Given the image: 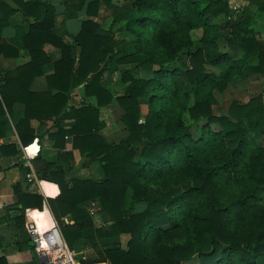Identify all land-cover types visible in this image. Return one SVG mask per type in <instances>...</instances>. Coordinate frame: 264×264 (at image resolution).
<instances>
[{"label": "trees", "instance_id": "obj_1", "mask_svg": "<svg viewBox=\"0 0 264 264\" xmlns=\"http://www.w3.org/2000/svg\"><path fill=\"white\" fill-rule=\"evenodd\" d=\"M124 2L119 6L114 0H65L68 18H75L84 8L89 17H97L103 4L113 12L104 30L93 20L83 21L74 38L81 47L77 69L75 48L59 40L63 58L48 78L50 91L57 87L53 82L83 81L86 94L95 96L96 105L74 113V148L91 161L99 160L105 173L100 180L71 183L61 169L54 174L39 173L40 180L60 185L59 199L76 222L63 231L66 242L73 248L82 235L97 239L105 264H264V207L252 203L264 186V147H256L245 159L247 135H264V96L259 94L246 104L233 101L227 114H217L213 92L222 93L229 84L264 74V41L250 34L251 21L232 17L229 0ZM254 3L264 11V0ZM18 4L26 14L35 15L32 37L45 35L36 47L30 46L32 81L45 62L37 61L41 54L37 49L56 41L51 33L54 9L41 0ZM0 9L4 13L1 51L2 29L14 10L1 0ZM220 16L227 20L210 22V17ZM196 29H203L204 35L194 50L191 32ZM119 32L131 39L119 38ZM221 38L231 47L239 46L243 55L231 59L219 49ZM182 53L190 63L184 75L170 65ZM253 57L258 64L249 63ZM121 65H129L121 72L126 86L122 95L114 97L101 81L109 69ZM23 69L15 74L0 69V81H18L17 74H23ZM143 72L149 76H141ZM8 89L0 85L2 117L3 105L11 106ZM55 99L56 103L67 101L64 94ZM115 104L124 111L121 120L128 134L109 143L99 134L106 127L99 116L101 108ZM184 113H189V125L183 120ZM194 127L199 129L198 137L192 134ZM165 179L168 183L162 186ZM151 183H160V188H148ZM92 200L102 206L105 225L101 228L94 227L92 216L80 207ZM43 201L38 195L22 197L24 208L8 210L0 223L16 220L22 227L25 209L42 208ZM124 234L130 236L125 248ZM177 237L182 241H175ZM0 264H7L6 259L1 258Z\"/></svg>", "mask_w": 264, "mask_h": 264}, {"label": "crops", "instance_id": "obj_2", "mask_svg": "<svg viewBox=\"0 0 264 264\" xmlns=\"http://www.w3.org/2000/svg\"><path fill=\"white\" fill-rule=\"evenodd\" d=\"M32 1L35 0H1V3L14 10V13L9 16L8 25L2 29L4 45L0 51V69L13 74L24 67L25 69L23 74H17L20 81H0L1 86L9 88L8 100L11 103L10 108L3 105L4 117L0 116V220L6 216L8 210H22L24 207L20 199L26 195L41 196L44 203L42 208L34 206L25 209L22 227L18 226L16 220L0 223V259L5 258L7 264H27L34 257L46 259L44 246L39 248L42 244L32 241L30 229L42 232L57 224L63 233L76 223L65 202L59 199L62 192L60 185L53 180H40L39 173L54 174L58 169L64 170L67 183L73 180H100L105 176L99 160L91 161L87 154L83 155L78 148H74L75 135L72 131L73 125L77 123L74 113L91 104L96 105L95 96L86 94V83L83 81L53 82L57 87L50 91L48 78L55 74L56 64L63 58L59 40L75 48L77 69L81 47L76 45L74 38L81 31L83 21L90 19L102 24V14L111 12L113 16V12L103 4L97 17H89L84 8L75 18H68L65 0H41L54 9V26L51 33L56 36V41H47L37 49L41 53L37 61L45 62L39 67L41 73L29 81L30 76L34 75L28 67L33 61L30 46L36 47L45 36L37 34L32 37L33 25L37 23L35 15L26 14L18 4ZM230 1L242 9L247 0ZM254 1L249 0L254 10H248L243 18L251 21L248 29L250 33L252 30L256 32L254 35L258 37L260 22L264 21V11H260ZM124 3L123 0L122 4ZM3 19L4 13L0 9V21ZM26 44H29V48ZM238 49L241 50L239 46L231 47V50ZM119 67L109 69L101 81L103 88L114 97L122 95L126 86L121 76H118ZM141 76L147 77L149 74L143 72ZM61 94L66 95V103L62 100L56 103L55 97ZM0 100L2 101L1 94ZM123 114L124 111L118 104L101 108L99 122L106 123V127L101 129L99 134L109 143H116L113 138L121 132L119 124ZM58 123L62 127L61 130ZM86 127L87 125L84 128ZM122 138L123 136L120 140ZM43 162L48 163L50 167H44ZM28 173L34 175L32 180L27 178ZM80 207L92 216L94 227L101 228L105 225L101 215L102 206L98 200L83 203ZM125 237L129 240L130 236H121L123 248L128 242L127 240L124 245ZM72 247L76 252V264L103 262L102 248L97 239L82 235L74 241Z\"/></svg>", "mask_w": 264, "mask_h": 264}, {"label": "rangeland", "instance_id": "obj_3", "mask_svg": "<svg viewBox=\"0 0 264 264\" xmlns=\"http://www.w3.org/2000/svg\"><path fill=\"white\" fill-rule=\"evenodd\" d=\"M204 2H206L207 0H203ZM251 2L253 0H250ZM114 3L122 6L123 4V0H114ZM229 6L230 9L232 10V17L236 18V16H240L243 18V16L248 13V10L253 11V5L249 3V0L246 1V3H244V6L242 7V9L238 7V11L234 10V8H232L234 6L233 1L229 0ZM248 3V5H246ZM125 5V4H124ZM123 5V6H124ZM237 6V5H235ZM100 15V12H99ZM101 17V16H100ZM247 19V18H245ZM227 20V17L225 16H220L217 18L214 17H210V22L211 23H222L224 21ZM112 21V13L111 12H107V13H103L102 14V30L106 29L109 27L110 23ZM261 26H260V30L258 31V37L256 35H254L256 32H254L252 30V32L250 33L251 35H254L256 37V39L260 40V41H264V21H261ZM204 35V30L203 29H196L193 30L191 32V37L193 39V41L195 42L193 49L195 50L201 42V39ZM242 35V33H241ZM118 37L121 39H131L127 34H125V32H119L118 33ZM218 46L219 49L222 52H227L231 59H239L242 55L243 52L239 49L237 50H231V47H229L228 42L221 38L220 40H218ZM129 47L132 49L133 47L131 45H129ZM250 64H258V59L253 57L250 61ZM171 67H179V69L181 70V74L184 75L185 71L187 68H189V58L186 56V54H180L179 58L173 62L172 64H170ZM127 67H129V65H121L119 67V73L118 76H121V72L122 70H125ZM209 70L211 72H215L216 74L219 73L218 69H211L209 68ZM135 74H137L135 72ZM138 76V74H137ZM214 92V96L216 97V105H215V111L217 114H227L229 107L231 105V103L233 101H237L241 104H246L247 102H249L253 97L262 94L264 96V74H253L251 76H249L245 81L242 82H238V83H233V84H229L227 86V89L224 92H219L217 90L213 91ZM142 103H145V101L143 100ZM144 112H147V108L144 107ZM183 120L185 122L186 125H189L192 121L189 117V113H184L183 114ZM121 121V120H119ZM120 129L121 132H119L116 136V138H113L114 142H118L120 140V137L123 136V138L125 136H127L128 132L125 128V125L123 124V122H120ZM214 129H218L217 125L212 126ZM126 132V133H125ZM121 133V134H120ZM192 134L194 137H198L199 135V129L197 127H194L192 129ZM247 150H246V156L245 159L248 160L249 157L252 154L253 149H255L256 147H264V135H257L254 133H249L247 135ZM162 182V183H161ZM161 185L165 186L168 183V180L165 179L163 181H161ZM160 183H151L150 185H148V188H160V186H158ZM181 186V188L185 187ZM162 188V187H161ZM253 204H255L257 206V208L260 207H264V186H262L256 195V198L252 201ZM128 240V237L124 238V245L126 244ZM175 241L177 242H181L182 238L181 237H177L175 238ZM102 259H103V255H102ZM196 261L193 262H189V263H184V264H196ZM100 264H105V262H101Z\"/></svg>", "mask_w": 264, "mask_h": 264}, {"label": "built area", "instance_id": "obj_4", "mask_svg": "<svg viewBox=\"0 0 264 264\" xmlns=\"http://www.w3.org/2000/svg\"><path fill=\"white\" fill-rule=\"evenodd\" d=\"M232 8L238 10V6ZM33 177L32 173L27 174L29 180ZM30 237L36 244L44 245V256L50 264H76V252L69 247L57 224L42 232L30 229Z\"/></svg>", "mask_w": 264, "mask_h": 264}, {"label": "water", "instance_id": "obj_5", "mask_svg": "<svg viewBox=\"0 0 264 264\" xmlns=\"http://www.w3.org/2000/svg\"><path fill=\"white\" fill-rule=\"evenodd\" d=\"M27 264H50L48 259H43V258H39V257H34L33 260H31L29 263ZM175 264H179V262H176Z\"/></svg>", "mask_w": 264, "mask_h": 264}, {"label": "bare ground", "instance_id": "obj_6", "mask_svg": "<svg viewBox=\"0 0 264 264\" xmlns=\"http://www.w3.org/2000/svg\"><path fill=\"white\" fill-rule=\"evenodd\" d=\"M42 246H44V245H40L39 248H42Z\"/></svg>", "mask_w": 264, "mask_h": 264}]
</instances>
